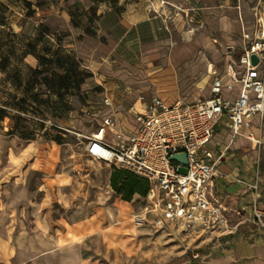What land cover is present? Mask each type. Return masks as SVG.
Wrapping results in <instances>:
<instances>
[{"label": "rangeland", "instance_id": "1", "mask_svg": "<svg viewBox=\"0 0 264 264\" xmlns=\"http://www.w3.org/2000/svg\"><path fill=\"white\" fill-rule=\"evenodd\" d=\"M26 1L0 0V61L14 49L9 70H0V107L8 112L0 123V264H30L57 235L60 245L66 236L78 240L81 264H225L226 245L218 232L157 227L155 215L135 224L132 212L141 211L145 197L128 201L118 195L110 185L113 167L89 157L79 133L95 132L107 113L102 91L115 95L125 114L142 94L168 103L208 97L210 66L220 72L230 58L239 59L244 32L264 31V0H160V7L148 0L155 18L125 37L122 28L104 27L115 25V16L105 19L103 32L93 20L91 34L76 36L80 47L74 49L65 39L69 24L57 38L43 34L58 27L56 7L73 0H28L38 8ZM48 3L51 24L42 19L50 15L48 6L41 7ZM74 69L76 74L69 72ZM85 74L90 76L80 89L61 86L62 77ZM258 146V153L248 150V142L232 148L236 158L245 154L261 161L264 143ZM126 202L125 215H119ZM39 218L46 219L45 229L35 225ZM250 218L264 227L253 208ZM73 221L80 224L69 226ZM44 234L51 238L45 241Z\"/></svg>", "mask_w": 264, "mask_h": 264}, {"label": "built area", "instance_id": "2", "mask_svg": "<svg viewBox=\"0 0 264 264\" xmlns=\"http://www.w3.org/2000/svg\"><path fill=\"white\" fill-rule=\"evenodd\" d=\"M164 2V1H162ZM244 48L239 57L238 69L230 61L227 74L228 88L240 82L242 89L232 99L223 93V78L217 77L210 96L193 102L177 99L167 103L160 96L150 99L144 110L131 107L136 129L129 135L117 130L113 116L98 123L97 130L86 138V154L96 161H104L113 168L127 169L147 178L150 189L139 212H132L135 224L148 223L155 215L154 225L177 224L185 230L217 233L229 226L227 208L212 193L214 180L220 177L242 184L255 193L252 203L256 220L264 226V212L260 208L258 193L260 177L254 182L224 173L219 154L211 143L217 127L227 119L234 134L250 125L256 115L264 117V31L244 32ZM259 58L252 63V55ZM140 99H143L141 97ZM106 107L112 106L110 97L103 98ZM114 134V139H107ZM258 144L261 139H253ZM186 153L187 163L171 159L177 153ZM185 167L186 171H182Z\"/></svg>", "mask_w": 264, "mask_h": 264}, {"label": "crops", "instance_id": "3", "mask_svg": "<svg viewBox=\"0 0 264 264\" xmlns=\"http://www.w3.org/2000/svg\"><path fill=\"white\" fill-rule=\"evenodd\" d=\"M169 1L173 3L176 2V0ZM178 1L181 2L183 0ZM154 3L155 6H161L160 0H154ZM52 6V3L41 6L43 8L47 7V9H50V15L42 17L44 23H47L46 21L50 22V24L52 23V21L49 20V18H51V14L53 13V10H51ZM32 7L38 8L39 6L35 3L32 5ZM56 8L58 10H56L57 12L55 14H59L58 16L61 18V20L59 24L57 23L58 27L56 28L55 32H52L44 27L45 30L47 29L46 36L57 38L58 36L62 35L60 30L65 29L64 26L67 24L71 25L69 27L70 31L67 33V35H65V39H69L71 41V49L80 47V42L77 40L76 36L82 35L89 37L88 34H91L90 29L92 28L90 23L93 20L98 25H100V31H102L104 27H106V29L108 28L109 32H112V28L114 26H117V28H122L124 33L123 37H125L133 28V26L148 22L149 19L155 18V16L149 13L150 6L148 4V0H73V2H70L67 6L64 4V2H61V4ZM114 16L115 25L105 24L106 26L103 27L105 19L109 17L112 18ZM82 22L88 24L87 27L82 26ZM72 40L75 41L72 42ZM243 48L244 45L242 49ZM184 52H186V50H184ZM30 57L31 54L27 53L25 59L29 61ZM230 61H232L238 69H241L239 66V59L236 60L230 58L226 62L224 68L220 70V72H218L217 69L211 65L209 73L212 75L211 86L217 77L223 78L224 95L234 99L239 96L242 89V84L237 82L234 84L232 89L228 88V83H230L231 79L227 74V64ZM101 94L102 102L105 96L110 97L112 100V106H105L108 111L103 117L108 115L113 116L116 121L117 130L121 129L125 132V134H131L137 126L131 108L128 110L129 113L125 114L118 108V105L115 102V100H117L115 95H110L106 91H102ZM156 96L158 95L147 96L142 94L138 96V99H136V101L132 103L130 107L135 105L138 111L144 110L150 99ZM141 97H143V99H140ZM164 100L166 101V99ZM114 137V134H111L107 139L113 140ZM254 138L261 139L264 143V117L259 115L254 116L250 121L249 127L243 128L238 134H234L228 125L227 119H223L217 127L211 147L217 154H219L221 151H224V155L219 161V168L224 173L242 178L249 182H254L257 175H261L258 201L260 206L264 208V159L261 161L258 159V157L256 159L255 157L249 159L245 154L241 158H236L235 152L232 148L234 143L238 144L248 142L250 144V148H248V150H253L254 152L258 153V147L260 146H258V143L253 140ZM226 140L229 141L228 144H225L224 141ZM61 178L64 177L61 176ZM67 184L68 183H63L60 186H66ZM212 193L227 208L226 214L229 217L228 228L217 233V235L221 237V241L226 245L224 263L264 264V227L259 226V224H257L254 219L252 220L250 218L252 203L256 196L255 193L251 190L245 189L242 184L223 177L214 180ZM35 222L37 228H41L43 226V229H45L47 224L46 219L43 220L39 218L38 220H35ZM77 224H80V222L73 221L68 223V225L71 227H74ZM75 230L78 231L81 229H78L77 227ZM67 232L68 228L65 229V232L62 235L66 236ZM49 238L51 237H46L44 234L43 239L45 241ZM53 238L55 243L49 245L47 248L41 249L35 255L34 260L30 264H49L47 263L48 260L47 262L45 261V259L49 258H55V264L82 263L80 248L81 245L79 244L78 240L69 239V237L66 236L64 245H60V237L57 235Z\"/></svg>", "mask_w": 264, "mask_h": 264}, {"label": "trees", "instance_id": "4", "mask_svg": "<svg viewBox=\"0 0 264 264\" xmlns=\"http://www.w3.org/2000/svg\"><path fill=\"white\" fill-rule=\"evenodd\" d=\"M27 7L32 8L33 2L32 1H26ZM2 24L6 25L4 23V19L2 18ZM47 32L43 31V34L45 35ZM30 48L26 53H32L33 47L30 43ZM2 46L0 45V50H2ZM13 48H8L5 53H2L3 57L0 61V70L6 71L9 70V65L11 64V54L13 52ZM2 52V51H1ZM44 60H48L45 57H42ZM60 61V59H59ZM12 71V70H10ZM9 71V72H10ZM16 71V69H15ZM76 70H69V72L72 73ZM14 72V71H12ZM71 75V74H70ZM70 75L62 77L61 86L65 90H70L71 86H74L75 88L80 89L81 84L84 82L85 78L90 76L89 74H85L83 76L74 75L70 78ZM8 116V112L6 109L0 107V123L5 119V117ZM27 134H24V136ZM110 185L112 189L120 196H122L123 199L131 201L136 195L141 196L142 198L146 197L148 194V191L150 189V182L147 178L140 176L136 174L133 171L127 170V169H120V168H113L111 175H110ZM191 264H198L196 261L191 262Z\"/></svg>", "mask_w": 264, "mask_h": 264}, {"label": "water", "instance_id": "5", "mask_svg": "<svg viewBox=\"0 0 264 264\" xmlns=\"http://www.w3.org/2000/svg\"><path fill=\"white\" fill-rule=\"evenodd\" d=\"M258 62H259V58L257 57V55L253 54L252 63L256 65L258 64ZM171 159L177 162L184 163V164L187 163V155L184 152L172 155Z\"/></svg>", "mask_w": 264, "mask_h": 264}, {"label": "bare ground", "instance_id": "6", "mask_svg": "<svg viewBox=\"0 0 264 264\" xmlns=\"http://www.w3.org/2000/svg\"><path fill=\"white\" fill-rule=\"evenodd\" d=\"M127 203V206L126 205H123L119 210H118V213L119 215H125V210L127 209V207H129L128 205H130L128 202Z\"/></svg>", "mask_w": 264, "mask_h": 264}]
</instances>
